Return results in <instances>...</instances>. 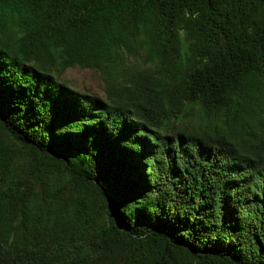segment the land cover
Wrapping results in <instances>:
<instances>
[{"label":"trees","instance_id":"trees-1","mask_svg":"<svg viewBox=\"0 0 264 264\" xmlns=\"http://www.w3.org/2000/svg\"><path fill=\"white\" fill-rule=\"evenodd\" d=\"M0 264H264V0H0Z\"/></svg>","mask_w":264,"mask_h":264},{"label":"rangeland","instance_id":"rangeland-1","mask_svg":"<svg viewBox=\"0 0 264 264\" xmlns=\"http://www.w3.org/2000/svg\"><path fill=\"white\" fill-rule=\"evenodd\" d=\"M67 77L76 85L78 86H82V85H91L97 84V80L96 78L89 73L86 70H81L79 68H75V69H71L67 71ZM93 89L96 90V87H94Z\"/></svg>","mask_w":264,"mask_h":264}]
</instances>
